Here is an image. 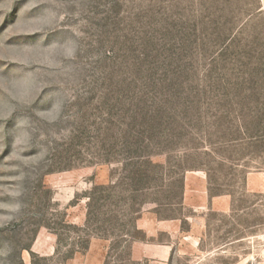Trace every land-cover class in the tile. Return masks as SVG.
<instances>
[{"label":"rangeland","instance_id":"374dc122","mask_svg":"<svg viewBox=\"0 0 264 264\" xmlns=\"http://www.w3.org/2000/svg\"><path fill=\"white\" fill-rule=\"evenodd\" d=\"M0 264H264V0H0Z\"/></svg>","mask_w":264,"mask_h":264},{"label":"crops","instance_id":"0c3cea01","mask_svg":"<svg viewBox=\"0 0 264 264\" xmlns=\"http://www.w3.org/2000/svg\"><path fill=\"white\" fill-rule=\"evenodd\" d=\"M182 204L190 209L205 210L213 209L219 212H226L230 209V201L222 197H209L206 180L199 174H186L184 177V191L182 196ZM136 227L142 230L146 239L154 238L158 233L170 230L172 232L179 231L177 221H164L157 219L155 214H146L138 218ZM165 247H159L149 242L133 243L131 246V257L133 259H142L149 257H157Z\"/></svg>","mask_w":264,"mask_h":264},{"label":"trees","instance_id":"16d2710c","mask_svg":"<svg viewBox=\"0 0 264 264\" xmlns=\"http://www.w3.org/2000/svg\"><path fill=\"white\" fill-rule=\"evenodd\" d=\"M105 190H107V188L106 187H99V186H94V188L92 189V193H90L89 194V196H88V201L89 202H94V199H93V195H94V193L95 192H97V191H105ZM141 191V190H140ZM135 192H139L138 190H134L133 191V193H135ZM137 213V212H136ZM132 214L130 213L129 214V216H131ZM138 218V217H137ZM137 218H135V219H137ZM125 242V241H124ZM83 249L85 250L86 249V245L83 247Z\"/></svg>","mask_w":264,"mask_h":264}]
</instances>
